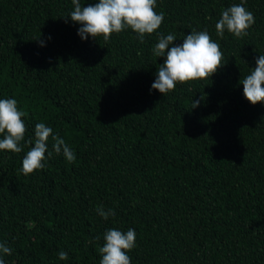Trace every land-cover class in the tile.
Here are the masks:
<instances>
[{
	"label": "trees",
	"instance_id": "obj_1",
	"mask_svg": "<svg viewBox=\"0 0 264 264\" xmlns=\"http://www.w3.org/2000/svg\"><path fill=\"white\" fill-rule=\"evenodd\" d=\"M240 3L157 0L164 20L141 43L130 28L108 42L81 39L64 17L72 0H0V99L17 100L33 139L19 153L0 150L5 264H100L110 228L135 230L131 264H264V104L239 83L264 55V0H245L255 18L246 36L215 31ZM192 30L208 31L224 65L167 94L151 89L165 59L152 52L158 37L175 34L179 45ZM41 122L76 159L46 152L45 167L25 176ZM101 206L115 216L105 220Z\"/></svg>",
	"mask_w": 264,
	"mask_h": 264
},
{
	"label": "clouds",
	"instance_id": "obj_2",
	"mask_svg": "<svg viewBox=\"0 0 264 264\" xmlns=\"http://www.w3.org/2000/svg\"><path fill=\"white\" fill-rule=\"evenodd\" d=\"M244 2L245 0H241L240 4H234L221 12L215 24L218 37L223 38L225 31L232 33L236 38L248 34L247 30L255 23V18L253 13L243 6ZM72 4L74 10L64 17H70L73 22L81 25L77 29L81 39H87L89 36L96 39L102 36L105 42L109 41L113 33L130 28L143 43L146 34L151 35L160 27L165 15L162 11H155L157 0H98L83 7L80 0H72ZM176 39L175 34L160 35L152 49L155 57H165L151 85V89H156L161 94L173 91L177 83L209 79L225 63L220 45L211 38L207 30L190 31L179 45L173 44ZM39 43L43 45L44 41L39 40ZM239 83L243 85V95L247 101L253 105L258 102L264 104V55H259L251 74ZM199 104L200 100H192L191 109ZM26 115V112L18 109L16 99H0V134H3L0 150L19 153L22 151L21 141L33 144L32 138L25 141L26 124L22 117ZM49 137L53 141L52 151H48ZM46 152L48 157H51L53 152L56 155L62 153L69 163L76 159L74 151L62 137L53 133L52 128L45 123H37L34 128V145L22 160L20 171L23 175L27 176L43 169ZM96 211L105 220L115 216L112 209L105 210L102 206ZM94 239L99 240L100 237ZM103 239V246L99 248L102 256L100 264H131L127 253L136 245L134 229L129 228L123 232L110 228L104 233ZM0 253L11 255L12 249L6 243L0 242ZM58 258L67 260L68 253L60 251ZM0 264H5L2 256Z\"/></svg>",
	"mask_w": 264,
	"mask_h": 264
}]
</instances>
